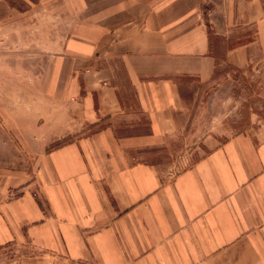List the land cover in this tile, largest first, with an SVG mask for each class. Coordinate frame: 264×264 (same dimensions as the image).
<instances>
[{
    "label": "crops",
    "instance_id": "crops-1",
    "mask_svg": "<svg viewBox=\"0 0 264 264\" xmlns=\"http://www.w3.org/2000/svg\"><path fill=\"white\" fill-rule=\"evenodd\" d=\"M34 5L73 22L50 69L65 84L62 133L85 135L45 155L39 189L0 185V250L32 245L42 264H264V128L172 176L162 169L184 89L221 63L264 60V0ZM7 7L0 0V21Z\"/></svg>",
    "mask_w": 264,
    "mask_h": 264
},
{
    "label": "rangeland",
    "instance_id": "rangeland-1",
    "mask_svg": "<svg viewBox=\"0 0 264 264\" xmlns=\"http://www.w3.org/2000/svg\"><path fill=\"white\" fill-rule=\"evenodd\" d=\"M8 2L14 7L0 21V185L10 177L39 189L45 155L85 135L62 133L65 84L50 69L73 22L68 13L36 6L35 0ZM254 62L258 66L244 69L221 63L209 83L184 89L178 146L163 159L164 173L190 166L216 142L264 128V60ZM42 252L25 243L10 245L0 250V264H42Z\"/></svg>",
    "mask_w": 264,
    "mask_h": 264
}]
</instances>
